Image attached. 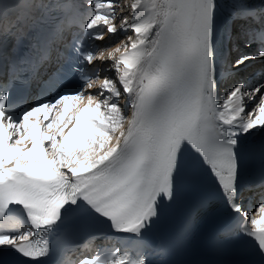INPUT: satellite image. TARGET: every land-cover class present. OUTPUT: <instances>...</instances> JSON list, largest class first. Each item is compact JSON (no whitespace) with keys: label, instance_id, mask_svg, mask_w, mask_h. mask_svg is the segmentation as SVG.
<instances>
[{"label":"snow or ice","instance_id":"obj_1","mask_svg":"<svg viewBox=\"0 0 264 264\" xmlns=\"http://www.w3.org/2000/svg\"><path fill=\"white\" fill-rule=\"evenodd\" d=\"M94 7L84 28L95 40H103L104 31L92 30L102 22L108 34L117 32L116 5L108 0L106 12L100 11L103 3ZM215 7L214 0H163L143 18L141 2L135 0L132 18L125 16L120 24L121 30L134 34L128 37L130 43L82 56L87 65L112 61L119 86L107 77L85 78L87 89L98 86L99 91L82 86L38 103L18 118L6 107L8 94L0 96V217L20 206L33 230L50 228L66 205L83 201L110 220L116 232L138 237L158 217L160 200L174 198L186 147L202 159L232 210L242 213L233 202L239 191L236 137L264 129V86L246 91L237 84L222 108L216 105ZM239 7L238 19L251 14ZM244 34L249 36L245 47L257 39L249 29ZM258 39L255 55L239 57L233 68L264 59V33ZM123 94L131 101L128 117L116 102ZM257 94V108L245 113V98L255 101ZM259 212V219L251 218L249 235L264 249V204ZM32 236V231L0 235V246L14 247L32 259L45 256L47 239L41 238L42 246L40 240L34 245ZM82 264L137 262L113 255Z\"/></svg>","mask_w":264,"mask_h":264},{"label":"bare ground","instance_id":"obj_2","mask_svg":"<svg viewBox=\"0 0 264 264\" xmlns=\"http://www.w3.org/2000/svg\"><path fill=\"white\" fill-rule=\"evenodd\" d=\"M145 1H151L152 3L157 5V8H159L163 4V0H140V2ZM135 2V0H116L114 3L116 5L115 8V16L116 19L113 21L114 24L117 26V32L115 34H108L106 31L105 37L103 40H99L98 42L94 43L96 54L98 55L100 51H110L114 47H123L124 44L130 43L128 40L129 36H134L133 33L130 31H123L120 29V24L122 21V18L127 16L129 19H131V4ZM215 2V11L213 13V32H212V48H213V64L215 65V60L217 55L220 53V50L224 47L225 43V36L227 34L228 29L232 28V34H234L235 29H242L243 26L246 24V22H236L234 20V13L237 12L238 8L236 7L235 3L232 0H214ZM103 10L108 11L107 5H105V8ZM102 12V11H101ZM119 17V20H117ZM236 32V31H235ZM241 54H236L235 57L237 60ZM256 62V59H253L250 61L251 66H254ZM101 65L105 69V72L100 75V79L107 77L117 83L119 86V73L116 72L113 62L110 60H104L101 61ZM244 65V64H243ZM252 73H249L247 76H251ZM252 81L250 82L251 86H249L246 82H242L240 84L244 85V89L250 90L254 89L257 86H264V83H258L255 77L251 78ZM98 84V81H97ZM122 90V89H121ZM232 90V89H231ZM93 93H96L99 91L98 86L94 87L92 89ZM231 91L227 92V95ZM261 94H257V99L255 101L248 100V98H245V113L251 112L258 106L259 97ZM221 102L218 105V107L223 106V103L226 101L227 97H224V94L220 97ZM116 102L121 106L123 110V114L125 117H128L131 115V101L129 102L125 98V94H123L120 98L116 99ZM258 114V111H257ZM244 116V114H241ZM246 118V117H245ZM126 124V122H125ZM252 132H255L256 135L254 138H251L252 140L264 137V129H254ZM118 135V132L116 133ZM240 138H244L243 140H247L249 138V134H245L244 136H239ZM261 215H254L255 218L259 219Z\"/></svg>","mask_w":264,"mask_h":264},{"label":"rangeland","instance_id":"obj_3","mask_svg":"<svg viewBox=\"0 0 264 264\" xmlns=\"http://www.w3.org/2000/svg\"><path fill=\"white\" fill-rule=\"evenodd\" d=\"M117 20H119V17H118V19ZM226 95H227V93H226ZM224 97H225V95H224ZM227 97V96H226Z\"/></svg>","mask_w":264,"mask_h":264}]
</instances>
